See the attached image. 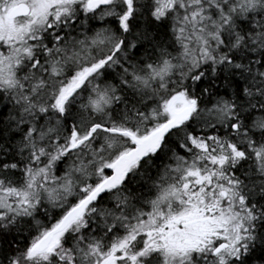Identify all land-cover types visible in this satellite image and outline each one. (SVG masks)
<instances>
[{
    "label": "snow or ice",
    "instance_id": "6c2138e0",
    "mask_svg": "<svg viewBox=\"0 0 264 264\" xmlns=\"http://www.w3.org/2000/svg\"><path fill=\"white\" fill-rule=\"evenodd\" d=\"M0 264H264V0H0Z\"/></svg>",
    "mask_w": 264,
    "mask_h": 264
}]
</instances>
